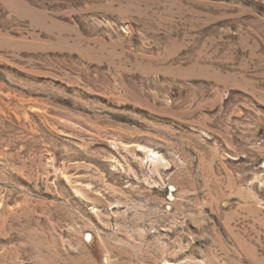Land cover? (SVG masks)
Instances as JSON below:
<instances>
[{"label":"rangeland","instance_id":"1","mask_svg":"<svg viewBox=\"0 0 264 264\" xmlns=\"http://www.w3.org/2000/svg\"><path fill=\"white\" fill-rule=\"evenodd\" d=\"M0 264H264V0H0Z\"/></svg>","mask_w":264,"mask_h":264}]
</instances>
